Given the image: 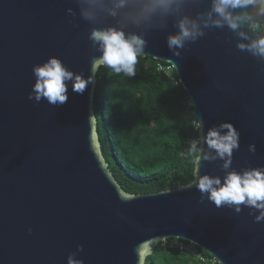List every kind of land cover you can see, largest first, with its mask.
<instances>
[{
  "label": "water",
  "instance_id": "95a60500",
  "mask_svg": "<svg viewBox=\"0 0 264 264\" xmlns=\"http://www.w3.org/2000/svg\"><path fill=\"white\" fill-rule=\"evenodd\" d=\"M69 7L72 0H0V264H66L77 245L84 264H139L134 249L155 239L145 264L169 238L193 243L219 264H264V224H253L246 210L235 215L200 203L194 187L122 190L98 139L99 68L83 94L69 87L63 105L28 99L32 66L49 56L85 78L91 74L98 53L86 38L88 25L69 23ZM228 35L214 30L173 57L165 33L153 32L143 56L172 66L205 130L227 121L240 131L233 154L239 170L264 165V71L234 40L226 43ZM200 171L218 168L202 161Z\"/></svg>",
  "mask_w": 264,
  "mask_h": 264
},
{
  "label": "clouds",
  "instance_id": "9594fccd",
  "mask_svg": "<svg viewBox=\"0 0 264 264\" xmlns=\"http://www.w3.org/2000/svg\"><path fill=\"white\" fill-rule=\"evenodd\" d=\"M75 7L66 9L69 23L88 25L87 40L98 55L91 59V74L70 69L58 56H49L32 66L34 83L29 100L49 105H63L68 89L83 94L94 82L98 68L115 74L135 77L138 58L148 46V36L164 32L173 57H181L189 45L214 31H226L225 42L235 41V48L254 58L264 71V0H72ZM173 62V61H172ZM174 66L176 64L173 62ZM198 137L190 150L197 153L195 169L187 188L199 192V202L217 209L226 208L235 215L245 210L255 225L264 224V165L233 167V154L240 149V131L231 122H221L205 130L198 117L193 121ZM249 153L256 145L247 146ZM216 163L218 172L201 174V162ZM31 233V228L28 229ZM155 239L143 241L134 249L143 264L145 254ZM83 246L70 252L66 264H84L78 258ZM246 254V253H245Z\"/></svg>",
  "mask_w": 264,
  "mask_h": 264
},
{
  "label": "trees",
  "instance_id": "16d2710c",
  "mask_svg": "<svg viewBox=\"0 0 264 264\" xmlns=\"http://www.w3.org/2000/svg\"><path fill=\"white\" fill-rule=\"evenodd\" d=\"M165 65L142 56L135 77L106 67L96 74L93 108L101 152L115 181L131 195L174 190L192 179L196 118L176 72L159 70ZM179 243L187 242L169 238L158 243L145 264H205L180 252ZM197 250L201 257H212Z\"/></svg>",
  "mask_w": 264,
  "mask_h": 264
},
{
  "label": "built area",
  "instance_id": "2783aa9c",
  "mask_svg": "<svg viewBox=\"0 0 264 264\" xmlns=\"http://www.w3.org/2000/svg\"><path fill=\"white\" fill-rule=\"evenodd\" d=\"M159 70L168 75L173 70V68L170 64L167 63V65L159 67ZM177 249L182 253L195 256L197 259H199V261L205 264H219L213 257L206 259L199 256L197 246L191 242L179 243L177 245Z\"/></svg>",
  "mask_w": 264,
  "mask_h": 264
}]
</instances>
